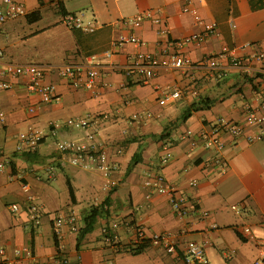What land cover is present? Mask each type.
<instances>
[{"label":"crops","instance_id":"obj_1","mask_svg":"<svg viewBox=\"0 0 264 264\" xmlns=\"http://www.w3.org/2000/svg\"><path fill=\"white\" fill-rule=\"evenodd\" d=\"M13 1L25 6L27 16L0 26V70L7 63L59 67L90 54L104 60L109 50L114 56L103 62L117 67L137 53H173L176 41L203 31L192 10L215 24L217 35L182 50L193 67L160 71L149 81L107 69L103 77L109 86L99 97L49 73L45 82L56 86L57 99L42 104L27 90L25 79L0 73V83L12 86L0 88V109L6 116L0 125V161L5 162L0 169V264H184L179 251L187 242L203 247L209 264H254L264 251V124L261 129L248 126L245 116L248 109L264 116V61L254 60L264 52V0H192L187 13L184 0ZM148 12L153 19L139 28L129 24ZM67 14L94 24L95 31L67 28ZM131 36L145 45L112 48ZM225 50H236V57L247 59L256 72L232 68L228 57L218 60L217 71L197 67ZM174 88L181 98L161 105ZM204 99L215 103L179 121L186 109ZM85 118L89 130L68 124ZM225 122L240 124L242 133L222 136L220 151L201 143L191 147L182 139L186 132L197 136ZM52 123L59 128L54 130ZM29 128L44 139L34 151L18 152L17 137ZM90 133L111 168L108 177L72 165L70 156L57 148L63 141L84 142ZM258 134L260 140L249 142V136ZM138 153L140 159L128 170ZM158 175L183 199L184 217L174 212L168 194L146 186ZM23 185L30 188L27 195ZM12 205L20 208L17 214L10 211ZM94 207L100 211L94 229L80 239L84 218ZM58 215H75L81 230L56 241L53 221ZM165 232L176 236L177 254L151 245L152 236ZM22 248L31 249L34 260L16 259L15 251Z\"/></svg>","mask_w":264,"mask_h":264},{"label":"built area","instance_id":"obj_2","mask_svg":"<svg viewBox=\"0 0 264 264\" xmlns=\"http://www.w3.org/2000/svg\"><path fill=\"white\" fill-rule=\"evenodd\" d=\"M184 12L190 11L192 0H184ZM191 13L194 16L195 23L202 26L203 31L200 34L185 37L176 41L173 46L175 51L169 53L163 51L160 57H154L149 54L137 53L130 58L129 62L123 67H117L112 64L104 63L105 59H111L114 56L112 50L105 53V59L102 60L98 55H87L80 62H68L59 67H48L37 64H14L7 63L2 66L0 73L3 76L10 78H22L26 80V88L30 93L36 94L41 98L42 104H51L56 98V86L52 83H46L47 74L55 73L60 79L65 80L69 86L77 89H82L90 92L92 96L99 97L102 90L107 88L109 84L104 80V72L107 69L122 73L126 77L141 76L145 81L154 78L160 71L181 70L188 67H193V63L189 58L184 57L182 50L189 44L200 45L204 40L210 36L217 35V26L211 23H205L195 10ZM27 16L25 6L13 0H0V26L8 21L17 20ZM150 12L138 14L135 18L129 20V24L134 28H139L144 20L151 19ZM153 19V18H152ZM158 23V20H154ZM63 23L67 28L72 30H79L85 33H93L96 29L94 24H84L82 20L75 14H67L63 17ZM125 44H131L136 48H141L145 43L135 36L130 38H122L113 43L112 48H119ZM240 50V49H237ZM236 51V50H233ZM233 51L225 50L219 56H209L200 62L197 67L204 68L210 71H217L220 69L218 60L221 57H228L230 66L245 74H252L256 72L252 68L247 59L236 57ZM2 52L0 51V59ZM254 60L263 62L264 52L254 57ZM12 86L6 82L0 83L1 89H10ZM181 98V91L177 88L171 90L164 100L160 101L164 105L168 100H178ZM34 110L31 109V112ZM6 116L0 109V125L4 124ZM76 130L86 131L91 127L88 118L80 120H70L68 123ZM245 124L262 128L264 124V116L259 115L258 112L248 109L245 116ZM53 129H58V125L52 123ZM242 133V126L234 122H225L217 124L209 130L201 131L197 136L192 132L183 134V140H189L191 147H197L202 144L205 149H214L220 151L223 149L222 136L230 135L232 138L240 137ZM17 151L18 152H32L40 145L44 139L42 133L35 128H29L27 132L20 134L18 137ZM261 135L249 136V142L260 140ZM95 134H87L84 142L79 141H63L57 144L59 151L70 156V163L74 166L80 167L84 170L96 169L108 177L111 168L107 165L106 157L103 153L98 152L93 144ZM97 151V152H96ZM0 154V158H1ZM166 160V158H164ZM5 166L4 161H0V169ZM114 185V183L112 184ZM147 187L153 189L154 192L169 195V202L178 217H184L186 210L184 208V201L177 195L176 190L169 186L162 175L155 176L152 181L146 183ZM30 188L28 185L22 186V192L28 194ZM10 211L17 214L20 208L17 205L10 206ZM81 230L80 220L75 215L68 217L56 216L53 221V232L56 241H60L63 236L70 233H78ZM244 233L249 235V228L244 229ZM142 237V235H141ZM140 237V240H141ZM150 243L156 247H163L168 254H177L178 246L176 236L171 232L156 234L151 237ZM264 245V240L261 241ZM180 258L184 264H209L206 252L203 247L197 245L195 242H187L183 249H181ZM26 257L34 260L33 253L29 248H22L15 251V258L20 259ZM64 261H60L62 263ZM3 264H14V261H5ZM34 264H38L35 262ZM254 264H264V251Z\"/></svg>","mask_w":264,"mask_h":264},{"label":"trees","instance_id":"obj_3","mask_svg":"<svg viewBox=\"0 0 264 264\" xmlns=\"http://www.w3.org/2000/svg\"><path fill=\"white\" fill-rule=\"evenodd\" d=\"M214 103L215 102H213V101H210L208 99H204V100H201L200 102H198L196 104L191 105L188 109H186V111H184V113L181 115L179 121L180 122H186L188 119H190L192 117V115L194 113L199 112V111L208 110L214 105ZM163 136H165V134L164 135L162 134L160 137L163 138ZM139 159H140V154L138 153L133 157L128 170H131V168L138 162ZM70 193H71V197L73 200L74 199V193H73V189L71 188V186H70ZM105 204H107V202H105ZM99 215H100V211H99L98 207L97 208L94 207L91 209L89 215L86 218H84V227L80 232V239L82 237H84L86 234L90 233L94 229V225H95ZM140 250H141V248H138V249L134 250V252H140Z\"/></svg>","mask_w":264,"mask_h":264}]
</instances>
